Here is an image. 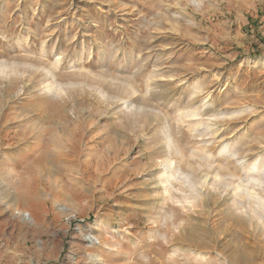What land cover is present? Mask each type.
Listing matches in <instances>:
<instances>
[{
    "label": "rangeland",
    "instance_id": "rangeland-1",
    "mask_svg": "<svg viewBox=\"0 0 264 264\" xmlns=\"http://www.w3.org/2000/svg\"><path fill=\"white\" fill-rule=\"evenodd\" d=\"M0 64V264H264V0H0Z\"/></svg>",
    "mask_w": 264,
    "mask_h": 264
},
{
    "label": "bare ground",
    "instance_id": "bare-ground-1",
    "mask_svg": "<svg viewBox=\"0 0 264 264\" xmlns=\"http://www.w3.org/2000/svg\"><path fill=\"white\" fill-rule=\"evenodd\" d=\"M2 66H4V65L0 64V71L4 72L5 69ZM191 116H193V115L191 114ZM171 141H172V139L170 137V134H168L167 144L169 145ZM41 158L43 160H58L59 159L58 156H56L53 153L43 154L41 156ZM257 163L254 162V163H252L249 166V168L250 169L252 168L251 170L254 171V172H255V170H253V169H256V167L258 166ZM241 164L245 165L244 162L241 163ZM166 169H169V165L168 164L166 166ZM251 170L249 171V173H251V174H247L246 178H242L241 179V183L238 185V188L240 189L239 196H240V200L242 202H244L243 200H245V199L248 200V203L250 204V206L248 207V213L249 212L251 213V211H252V212L258 214V216L260 218H262L263 217L262 211H264V197H263L264 195L261 196L259 194V192H256L255 190L258 188L260 190H263V192H264V174H258L259 176H257V174L254 175L253 174L254 172H251ZM186 176H188V175H186ZM167 180L168 181H172V178L167 177ZM155 186H157V185H153L152 188H154ZM248 220H250V218Z\"/></svg>",
    "mask_w": 264,
    "mask_h": 264
}]
</instances>
